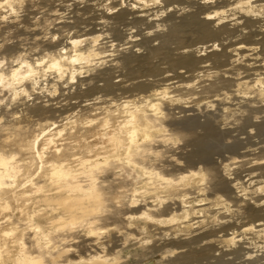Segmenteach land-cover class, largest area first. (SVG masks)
<instances>
[{
    "label": "bare ground",
    "instance_id": "1",
    "mask_svg": "<svg viewBox=\"0 0 264 264\" xmlns=\"http://www.w3.org/2000/svg\"><path fill=\"white\" fill-rule=\"evenodd\" d=\"M24 2L0 0V264H264V0Z\"/></svg>",
    "mask_w": 264,
    "mask_h": 264
},
{
    "label": "rangeland",
    "instance_id": "2",
    "mask_svg": "<svg viewBox=\"0 0 264 264\" xmlns=\"http://www.w3.org/2000/svg\"><path fill=\"white\" fill-rule=\"evenodd\" d=\"M49 0H25V2H24V4H28V5H30V7L28 8V11L30 12V11H33V12H41L42 11V9L40 8V6H42V5H45V4H47V3H49L48 2ZM29 12H27V13H29ZM14 34H12V35H9L8 37H6V36H4V37H1L0 38V43H2V42H4V41H8L11 37V39L8 41V42H13V41H15L16 39H14ZM70 49V46L68 47V50ZM28 53H30V51H28ZM42 56L41 55H37V56H35L34 58H41ZM71 113V112H70ZM103 115H101L100 117H102ZM99 117V118H100ZM39 123H40V121H39V119L38 120H36V118H34V119H31L30 120V122H29V128H31V129H36V128H38V126H39ZM24 125H27V123H25ZM243 131H244V129H243ZM248 133H249V129H247L246 130ZM243 133H245V132H243ZM234 136H236V133H234ZM247 137V135L246 134H243L242 136L240 135L239 136V138H242V144L240 145V146H242V147H244L246 150H244V148H242L244 151H247L248 150V148H246V146L247 147H249V144L251 145V144H256V142L258 141L257 140V138H253V140L251 139V140H249V139H247V140H245L244 138H246ZM255 139V140H254ZM249 140V141H248ZM230 141V142H229ZM232 141V142H231ZM234 139H232V138H230V139H227V141L225 140V141H223L224 142V144L222 145V144H220V149L222 148V150H223V148H224V150L223 151H225V152H223L222 150L220 151V149L219 150H217L218 152H217V154H215L214 156V159H216V160H221V159H224V160H227V162H229V163H233L234 161L232 160V159H229L231 156L233 157V155H234V151H229L230 149H231V147L233 146V144H235L234 142ZM244 141V142H243ZM256 141V142H255ZM254 142V143H253ZM245 143V144H244ZM232 146H231V145ZM243 144H244V146H243ZM224 146V147H222V146ZM229 146V147H228ZM231 146V147H230ZM227 147V148H226ZM226 148V149H225ZM228 148H230V149H228ZM254 148V147H253ZM256 148V147H255ZM241 149V151L243 152V150ZM232 150V149H231ZM240 150H239V153L241 154L242 152H241ZM228 152V153H227ZM231 152H233L232 154H230ZM219 153V154H218ZM221 153V154H220ZM224 153V154H223ZM218 155V156H217ZM221 155V156H220ZM231 155V156H230ZM235 156V155H234ZM236 157V156H235ZM240 159V158H239ZM239 159H238V161H239ZM231 161H233V162H231ZM236 163V162H235ZM237 165V164H236ZM236 165L234 164V167H236ZM238 166V165H237ZM233 167V166H232ZM108 224L107 223H103L102 224V226L103 227H106ZM110 228L112 227V226H109ZM108 227V228H109ZM107 231V230H106ZM113 253V252H112ZM126 253L127 252H122V253H116V252H114V254H116L117 256L118 255H121L122 257H123V259H125V257H126ZM140 253H142V252H140ZM133 254V253H132ZM130 258V257H129ZM135 259V258H134ZM240 261L241 260H236L235 261V263L234 264H240Z\"/></svg>",
    "mask_w": 264,
    "mask_h": 264
},
{
    "label": "snow or ice",
    "instance_id": "3",
    "mask_svg": "<svg viewBox=\"0 0 264 264\" xmlns=\"http://www.w3.org/2000/svg\"><path fill=\"white\" fill-rule=\"evenodd\" d=\"M157 2H158V0H157Z\"/></svg>",
    "mask_w": 264,
    "mask_h": 264
}]
</instances>
